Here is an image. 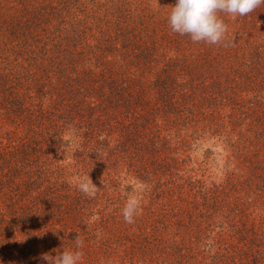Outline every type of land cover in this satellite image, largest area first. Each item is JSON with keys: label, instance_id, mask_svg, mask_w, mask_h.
<instances>
[{"label": "trees", "instance_id": "trees-1", "mask_svg": "<svg viewBox=\"0 0 264 264\" xmlns=\"http://www.w3.org/2000/svg\"><path fill=\"white\" fill-rule=\"evenodd\" d=\"M167 1L0 0L2 264H48L42 254L73 250L77 236L84 242L81 264H156L175 240L186 254L214 243L219 256L264 254L258 227L201 224L200 214L176 225L146 224L150 215L144 221L141 212L133 224L123 219L120 179L128 190L150 192L147 203L174 198L177 172L194 174L185 165L193 161L188 152L206 134L221 135L237 156H253L264 173V133L255 145L250 128H240L257 120V110L264 121V4L235 19L219 12L227 38L210 45L172 32L167 17L174 3ZM231 90L239 97L228 96ZM165 135L178 142L175 149ZM162 149L186 154H171L169 166L153 159ZM88 175L98 188L94 197L76 187ZM199 180L191 189H203ZM247 181L232 176L207 202L218 203L227 185L238 191ZM165 206L174 210L176 202Z\"/></svg>", "mask_w": 264, "mask_h": 264}, {"label": "rangeland", "instance_id": "rangeland-1", "mask_svg": "<svg viewBox=\"0 0 264 264\" xmlns=\"http://www.w3.org/2000/svg\"><path fill=\"white\" fill-rule=\"evenodd\" d=\"M169 1L172 4L173 3L175 4V1L168 0L167 2ZM232 31L235 32V30ZM178 81L184 83L187 82L189 83L190 81L192 83L197 82L194 80H178ZM214 81L217 82L222 80H214ZM225 81L229 82V80H224V87L226 88ZM231 81L235 82L238 80H231ZM239 81L244 82V80H239ZM226 94L231 97L234 96V98L239 97L238 93L235 92L234 90H231V93L228 92ZM194 97H197V94L194 95ZM246 98H248V96H244V99ZM221 111L224 112V114H226L230 110L228 108H221ZM255 114L257 116V120L252 121L251 119L250 120L248 119L250 124H247L246 126L241 125L240 128L242 130L243 128H250L249 133L254 136L253 142L256 145L258 139L260 141L264 133V121H262L261 118L262 116L259 114L258 110ZM224 122L228 124L226 117L224 118ZM228 126L229 128L234 127L230 124H228ZM228 126L226 128H228ZM131 128H134V126H132ZM256 132L259 133L256 134ZM160 133L162 135L165 134L164 131H161ZM180 134L182 137L184 136L185 133L183 131ZM165 138L167 139L169 145L171 144L172 148L175 149V146H177L178 142L174 138H172L171 140L168 137V135H165ZM165 138L163 139V141L165 140ZM198 142L200 146L196 148L194 147L195 149H190L187 156L189 158V156L191 155L193 161H195V165L192 163L193 161H190V163L189 162L185 163V165H187L188 168H191L192 170L195 171L193 175L191 174V176L194 177L195 179H192L191 176H188L190 175V171L177 172L176 176L179 179H176L174 182L175 186H177L174 187L176 191L173 190L175 194L174 198L173 197H171L170 199L163 198L160 202H158L159 200H157L156 202L158 203H152V204L147 203L148 199H150L151 197L150 192L147 193V191H145L142 187L137 190L136 189L137 185H133L134 187L133 188L130 187L128 190L127 184L123 183L126 181V179L124 180L120 179L122 188L120 192L118 191V194H120L125 198H128V196L130 195H139L140 192H142V190L144 191L145 194L141 199V206L143 205L144 209L141 210V216L145 221L146 218L150 215L149 219L145 221L146 224L155 223V222L158 223L161 222L163 224V222H166L169 224L173 223V225H176L178 224L177 222H179L178 219L183 220L182 222H187L186 216H188L189 214L192 215L200 214L199 216L202 217L200 218L202 221H200L199 219L197 220L201 224L207 223V224H212L213 226H215L217 223H225L228 225L237 224V226L239 227L241 225H245V227H251V230H254L256 227H258L260 230L257 229V233H259L261 230H264V200L263 197L261 196V193L264 192L263 188H261L262 187L261 185H264V178H261V176H264V173L262 172L263 174L262 175L260 174L259 171H257L254 168V165L251 160V158L254 157L252 156L248 158L247 154L246 156L243 157L237 156L233 151H231L232 146H230V143L228 142L226 143V141L223 140L221 135L209 136L208 134H206V136L202 138V140H197L196 144H198ZM242 142L247 146H251L250 142L247 141H242ZM254 144H252V146ZM162 150H163L162 153H160V155L157 154V157L153 159L154 160L156 159V161L163 159L164 161H166V163L169 164V166H170V162L167 161L171 158V154L175 153L177 154L178 157L180 156L179 158H182L184 154H186V152L183 151V149L178 151L177 153L176 151L169 152L164 149ZM259 158H260V162L264 165V154L262 153V155ZM238 174L244 176L245 179L250 180L251 183L249 181L246 182V185L248 187H244V189L238 191H232L227 185L225 195L220 197L221 199H218V203H214V202L210 203V200L207 202L209 196H212L210 194L211 190L218 189L219 186L220 187L225 186L229 182V179H231L232 176L236 177ZM200 175L203 176V178H200L201 180H203L202 182L203 189L202 188L201 190L198 189L199 191H196L195 187L191 189L190 185L191 184L194 185L196 180H199L197 178H199ZM115 176L117 177V180H119L118 176L117 175ZM226 176L228 178H226ZM123 177L125 176H121L120 178ZM168 188H169L168 186L165 187L166 193H168L169 191ZM259 189H261L260 190L261 192L257 191ZM253 190H256V192H252ZM0 193L2 194V191H0ZM166 193L164 194V196L166 195ZM204 196L206 199H202V197ZM175 202H176V208L174 209L175 211L165 206V205H172ZM164 209L165 212L163 211ZM172 212L178 214V217L176 218L177 220L175 219V216L172 217V219H169L170 218L169 214L172 215ZM210 212H213V216L211 217L210 221H208L207 216H209L208 213ZM153 214H165L163 215V218H166V220L163 219L160 220V218L156 219V221H154V219L150 220ZM192 215H190V217ZM222 215L226 216V218H222ZM227 215H230L231 218L227 217ZM198 221L196 222L199 223ZM252 239L254 240L255 243L258 242V240L254 239V237H252L251 235L250 240ZM170 242L175 244H167V248L169 247L171 248V251L168 252L169 255L161 254L159 255L158 259L156 257L153 260V262H155L156 264H161V263L220 264L219 263L220 261L222 264H264V254L262 252L253 253L251 251L248 252L243 251L239 254L227 253L225 255L223 254L222 256H219V255H215L214 253H219L221 246H219L218 243L217 244L214 243V245L210 246L209 248L207 249L204 248L205 249L204 252L203 251L198 252V250L202 249V246H200L199 248L198 246H196L194 250H197V252H192L189 250L188 253L186 254L185 252L183 253L181 251L182 244H179L176 240ZM186 243L188 245V248L193 249L194 246H192V243L188 241ZM222 249L225 250V247H222ZM213 254L215 256H213ZM190 255L191 258H188V256ZM0 264H2L1 256H0Z\"/></svg>", "mask_w": 264, "mask_h": 264}, {"label": "clouds", "instance_id": "clouds-1", "mask_svg": "<svg viewBox=\"0 0 264 264\" xmlns=\"http://www.w3.org/2000/svg\"><path fill=\"white\" fill-rule=\"evenodd\" d=\"M264 0H176L167 17L174 33L190 36L193 43L210 45L222 44L226 40L227 24L218 16L219 12L232 19L253 12ZM76 187L87 197H94L98 190L90 176L81 178ZM141 196L130 195L122 208V216L127 224H133L141 212ZM84 242L78 236L73 250H63L56 256L42 254L48 264H81Z\"/></svg>", "mask_w": 264, "mask_h": 264}]
</instances>
